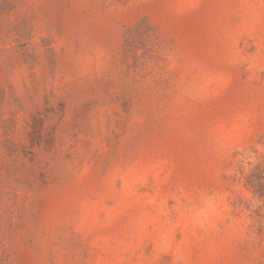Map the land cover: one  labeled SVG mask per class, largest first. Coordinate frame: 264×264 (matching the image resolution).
I'll return each instance as SVG.
<instances>
[{
  "label": "rangeland",
  "instance_id": "374dc122",
  "mask_svg": "<svg viewBox=\"0 0 264 264\" xmlns=\"http://www.w3.org/2000/svg\"><path fill=\"white\" fill-rule=\"evenodd\" d=\"M0 264H264V0H0Z\"/></svg>",
  "mask_w": 264,
  "mask_h": 264
}]
</instances>
